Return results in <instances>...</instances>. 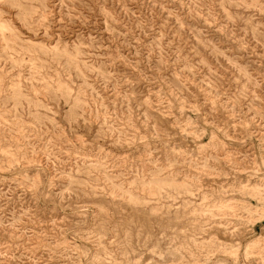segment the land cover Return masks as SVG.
<instances>
[{
	"label": "rangeland",
	"instance_id": "obj_1",
	"mask_svg": "<svg viewBox=\"0 0 264 264\" xmlns=\"http://www.w3.org/2000/svg\"><path fill=\"white\" fill-rule=\"evenodd\" d=\"M0 264H264V0H0Z\"/></svg>",
	"mask_w": 264,
	"mask_h": 264
}]
</instances>
